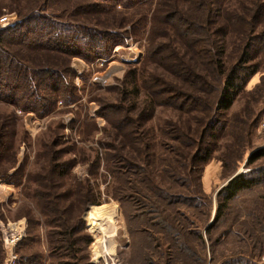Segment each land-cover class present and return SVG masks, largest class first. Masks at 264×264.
<instances>
[{
  "label": "rangeland",
  "instance_id": "obj_1",
  "mask_svg": "<svg viewBox=\"0 0 264 264\" xmlns=\"http://www.w3.org/2000/svg\"><path fill=\"white\" fill-rule=\"evenodd\" d=\"M95 1L100 6H88ZM160 1H131L125 7L107 0H0V18L9 16L0 29L38 13L76 25L78 31L75 44L72 32L69 46L53 49L17 36L0 38V264L74 261L57 233L67 228L80 239V264H104V239L127 264H184L182 241L195 247V235L185 230L192 223L203 232L207 264L234 256L235 264H264V186L243 194L228 216L206 232L218 191L229 178L264 166V158L247 166L251 153L264 147V44L251 48L259 71L232 108L217 117L212 140L204 132L210 111L186 97L161 93L172 85L209 105L218 94L167 69L175 62L168 56L177 50L200 71L206 69L173 26L167 59L148 57L154 18V41H166V25L158 21L163 10L193 9L192 0H163L168 3L163 9ZM228 2L252 19L245 8L251 0ZM254 25L246 41L264 31V18ZM83 27L92 31L80 34ZM104 32L121 42L105 43ZM241 44L237 33L229 36L230 67L241 57ZM22 69L32 76L37 69L52 71L39 80V99L31 104L34 97L20 79ZM131 69L138 91L130 81ZM209 81L217 85L212 74ZM210 141L213 154L205 165L201 149ZM194 195L196 200H190ZM203 246L202 241V254Z\"/></svg>",
  "mask_w": 264,
  "mask_h": 264
},
{
  "label": "trees",
  "instance_id": "obj_2",
  "mask_svg": "<svg viewBox=\"0 0 264 264\" xmlns=\"http://www.w3.org/2000/svg\"><path fill=\"white\" fill-rule=\"evenodd\" d=\"M107 1L113 2L115 5L119 4L126 7L131 1H134L133 4H142L149 2L150 0ZM251 1L252 5H247L245 8L247 9V13L251 14V16L253 15L252 19L231 9V4L228 0H192L193 9H175L171 11H168L165 8L168 3L165 5V2L161 0L160 6L162 9L165 8L166 11L163 10L164 16L160 18V20L158 19V21H162L161 23L166 25L164 35L166 41L162 39H159V42L157 40L154 41L155 37H153L154 34L152 35V33L155 32H152V29L155 27V19L157 21V17L154 18V23L149 34L147 48L148 57L159 60L162 57L163 59H167V56L164 54L170 44L169 40L172 41L175 38V35H171L170 26H173L177 29L180 39L187 49L191 51L193 50L199 57L201 65L206 66L205 70L202 69L203 71H200L186 61L184 53L180 50L174 51L173 54L168 56L170 59H174L175 62L172 67L167 66V69L172 71L176 76L190 82V84L197 86L202 90H207L209 87V89L213 88L214 91L218 92L216 98L211 102V105L205 103L204 98L202 99V97H197V95L193 94L182 93L181 90H178L172 85L165 87L161 93L168 92L169 94H172L169 97H186L190 101L196 103L195 106L198 107L202 105L207 111H210L211 115L206 121L204 132L208 134L212 140H214L215 135H210V133L220 122L217 117L223 116L232 108L238 96L244 91L248 81L259 71V64L253 62V60H255V55L253 54L254 50L251 48L257 43L264 44V31L255 33L251 36L249 41H246V38L248 37L250 26H256L254 24L264 18V0ZM96 2L97 1L90 2L88 6H100V3ZM81 8L83 9L84 7L82 6ZM192 11L194 12L192 13ZM195 12L197 13L195 14ZM137 26L140 27L139 24ZM75 28L76 25L60 23V21H55L52 16L32 13L22 16V21L18 24L0 29V38L7 40L12 36H17V39L21 40L23 43H43L53 49L58 48L60 46L59 44H63L62 46H69L71 43L70 36L72 32H75V36L72 39L75 44L74 40H77L75 37L76 34H78V31H76ZM90 30L92 31L90 28L83 27L80 34H84L83 31L89 33ZM65 32L68 34H65ZM232 33L238 34L242 42L239 46L242 49V53L241 57L230 67L227 63V41ZM104 34L105 36L108 35L105 43L110 41L111 46L118 45L119 42H121L116 38H114V40L108 39L111 33L104 32L101 36L104 37ZM158 38L162 37L159 36ZM83 39H85V37ZM174 49H176V47ZM68 50L71 49L68 48ZM75 50L77 49H74L72 52H76ZM48 72L49 74H52V71H48V69H37L36 75L32 76L29 75L25 69H22V78L20 79H22V83L26 82V86H29L28 92H31V95L29 93V96L34 97V101L31 99V101L28 100V103H34L39 99L37 95L39 80L44 79V76L47 75ZM211 74L217 83L215 87H213L212 83L209 81V75ZM129 76L131 77L130 81L134 85V88L138 91V87L135 85V79L137 77L136 70L131 69ZM153 77L155 78L154 80H161L157 76ZM161 82L167 85L171 84L166 81ZM14 85V89H16L20 85L19 81ZM24 94L25 93L21 89L20 98L24 96ZM136 94H138V92ZM157 94H160V92ZM211 142L212 141L209 142V146L201 149L203 150V154L201 155L202 164H208L212 158L213 146L210 145L212 144ZM262 158H264V147L251 153L247 161V166H252V164ZM261 186H264V166L260 168H251L248 171L233 174L229 178V181L218 191L216 214L212 224L208 227L206 232L213 229L219 221L222 222L225 216H228L233 203L243 194L251 192ZM189 199L195 201L196 196L189 197ZM160 220L161 224H163V221L167 222L165 218ZM168 229L173 236L177 235L174 231V227L169 226ZM185 230L190 236L195 235V247L194 249L192 248L190 245L191 242L187 244L182 241V246L187 251V254H185L186 258L184 257V264H207L206 241L204 240L201 227L198 224L192 223L191 226L185 228ZM57 233L59 234V241L67 250L72 252L71 256L74 259V261H65L62 264H80L81 257L78 253L80 239L75 231L72 228H67L65 230L62 229ZM198 239L201 240V243ZM202 241L205 243V247L203 246L204 254L200 253L198 250V245L202 244ZM88 242L90 243L91 241L89 240ZM241 257H243V255ZM239 259L248 260L246 258ZM249 263L251 264L250 261ZM179 264H182L181 261ZM221 264H235V256Z\"/></svg>",
  "mask_w": 264,
  "mask_h": 264
},
{
  "label": "built area",
  "instance_id": "obj_3",
  "mask_svg": "<svg viewBox=\"0 0 264 264\" xmlns=\"http://www.w3.org/2000/svg\"><path fill=\"white\" fill-rule=\"evenodd\" d=\"M8 20H9V16H3L0 18V24L5 25ZM101 244H102V251L100 258L103 260L104 264H126L120 259V257L117 254L111 252L106 239H104Z\"/></svg>",
  "mask_w": 264,
  "mask_h": 264
},
{
  "label": "bare ground",
  "instance_id": "obj_4",
  "mask_svg": "<svg viewBox=\"0 0 264 264\" xmlns=\"http://www.w3.org/2000/svg\"><path fill=\"white\" fill-rule=\"evenodd\" d=\"M110 225H111V224H110ZM110 225H109V226H110ZM111 227H112V226H111ZM111 232H113L112 228H111ZM112 235H113V233H112Z\"/></svg>",
  "mask_w": 264,
  "mask_h": 264
}]
</instances>
